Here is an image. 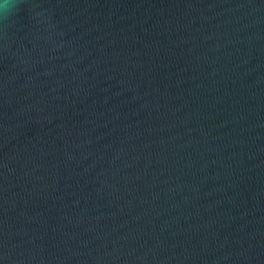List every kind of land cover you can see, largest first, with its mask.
Segmentation results:
<instances>
[{
	"label": "water",
	"instance_id": "water-1",
	"mask_svg": "<svg viewBox=\"0 0 264 264\" xmlns=\"http://www.w3.org/2000/svg\"><path fill=\"white\" fill-rule=\"evenodd\" d=\"M8 3L0 264H264V0Z\"/></svg>",
	"mask_w": 264,
	"mask_h": 264
},
{
	"label": "clouds",
	"instance_id": "clouds-1",
	"mask_svg": "<svg viewBox=\"0 0 264 264\" xmlns=\"http://www.w3.org/2000/svg\"><path fill=\"white\" fill-rule=\"evenodd\" d=\"M0 9H2L5 14L9 12L10 5L8 3V0H4V3L0 4Z\"/></svg>",
	"mask_w": 264,
	"mask_h": 264
}]
</instances>
